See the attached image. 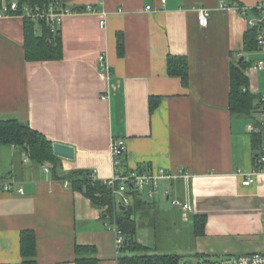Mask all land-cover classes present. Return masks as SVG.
Wrapping results in <instances>:
<instances>
[{
	"label": "crops",
	"instance_id": "crops-1",
	"mask_svg": "<svg viewBox=\"0 0 264 264\" xmlns=\"http://www.w3.org/2000/svg\"><path fill=\"white\" fill-rule=\"evenodd\" d=\"M262 2L62 0L68 10L59 26L63 56L40 61L24 57L23 18H0V118H18L52 142L72 145L74 158H60V174L89 169L95 179L108 177L110 144L119 138L125 142L123 171L187 169L192 177L177 181L175 190L188 197L193 211L169 207L191 221V230L193 216L206 218L190 253L210 264L212 256L226 262L264 251V172L242 184L255 166L251 128L257 117L236 115L228 104L230 66L246 55H254L245 68L254 103L264 91V71L254 66L261 54L244 51L243 42L252 8ZM199 7L208 9L206 26L198 24ZM118 33L123 55L117 52ZM169 53L187 57V85L168 74ZM101 54L108 71L98 63ZM152 97L159 102L151 111ZM20 156L17 146L0 145V175H12L23 188L0 190V264H75L76 245L92 246L86 255L97 258L96 264H117L101 210L49 166L28 168L25 157L26 167L16 171ZM157 202L135 215L137 228H158ZM23 229L36 237L33 263H21Z\"/></svg>",
	"mask_w": 264,
	"mask_h": 264
},
{
	"label": "trees",
	"instance_id": "trees-1",
	"mask_svg": "<svg viewBox=\"0 0 264 264\" xmlns=\"http://www.w3.org/2000/svg\"><path fill=\"white\" fill-rule=\"evenodd\" d=\"M20 3L45 6L56 0H18ZM59 2V1H58ZM1 4V0H0ZM57 7H63L57 3ZM255 12V10H252ZM257 25L249 26L244 32V51H252L257 47L256 35ZM24 31V57L28 61L60 59L63 56L62 38L60 28L52 32L47 23L43 20L23 17ZM117 52L124 54L123 36L117 34ZM188 61L183 55L167 56V71L169 75L178 76L184 85L188 84ZM250 62L238 60L230 66V111L236 115L251 116L256 111L257 102L255 94L248 89L249 79L245 68ZM159 97L150 98V110L158 106ZM252 143L255 150L254 160L261 151V140L257 134L252 135ZM53 142L46 138L41 132L30 127L26 122L15 117L0 118V145H14L23 150L28 158L37 164L47 163L50 170L57 178L66 179L71 187L88 198L93 207L102 212V219L115 221L124 234V242L121 247V254L118 257L120 264H179L180 256L176 253L150 251L151 246L144 245L137 238V222L135 215L140 209L147 207L150 201L144 200L138 194H132L133 203L124 209L115 208L110 189L100 179L93 177L89 169H72L60 174L58 161L60 158L53 154ZM206 218L203 215H195L192 218L193 235L204 234ZM20 254L21 263H33L36 254V237L31 229H23L20 232ZM92 250V246L76 245L74 259L75 264H96L97 258L86 255ZM202 264V263H198Z\"/></svg>",
	"mask_w": 264,
	"mask_h": 264
},
{
	"label": "built area",
	"instance_id": "built-area-1",
	"mask_svg": "<svg viewBox=\"0 0 264 264\" xmlns=\"http://www.w3.org/2000/svg\"><path fill=\"white\" fill-rule=\"evenodd\" d=\"M62 3V0H56L50 2L48 5H30L28 3H20L18 0H1L0 4V18L7 16H20L30 17L35 20H43L49 26V29L54 32L60 28L62 18L68 10L63 7H57V3ZM164 2L165 0H161ZM224 4L222 3V6ZM236 8L245 14L247 9L245 7ZM146 8H149L148 6ZM85 9L88 11H94V9L87 5ZM255 10V16L247 20L249 26H256V49L261 54V57L255 60L254 66L258 70L264 71V2L257 4L252 10ZM71 11V10H70ZM198 24L206 26L208 23V9L205 7H199L196 10ZM105 17L106 12H102ZM105 23V18L100 20L101 26ZM98 63L104 71H108V65L105 62L104 54L99 55ZM105 98L106 96H102ZM257 121L253 124L251 131L252 134H257L261 140V151L258 153L254 170L251 173L246 174L242 180V184L248 185L254 181V175L258 172H264V91L260 94L257 107L255 111ZM125 149V142L122 138L112 140L110 144V158L112 164V173L104 178L100 179L111 191L113 197L114 207L117 209L120 206H130L133 203L132 194H138L144 200H154L156 196L160 195L166 198L170 206L181 209L183 212H192L193 207L189 203L187 196H180L177 193L176 182L183 181L186 183L192 174L185 168H165L159 167H147L142 170L136 171H123L121 166V155ZM28 157V156H27ZM26 157V161L29 159ZM44 170L48 171L46 166ZM95 178V177H94ZM21 181L13 177L12 175H0V190L5 192H12L15 190L18 193H23ZM264 224V215L262 217ZM107 228L113 233V248L115 251V257L117 264H120L118 257L121 254V247L124 242V234L119 228L113 216L111 221H106ZM228 262L230 264H264V251H253L240 254L233 257ZM202 264H209L205 261Z\"/></svg>",
	"mask_w": 264,
	"mask_h": 264
},
{
	"label": "rangeland",
	"instance_id": "rangeland-1",
	"mask_svg": "<svg viewBox=\"0 0 264 264\" xmlns=\"http://www.w3.org/2000/svg\"><path fill=\"white\" fill-rule=\"evenodd\" d=\"M246 60H253L254 55H246ZM262 73L260 72V76ZM23 156L18 157L17 159V169L16 171H19L20 168L24 169L26 167V164H24V158L27 157L26 153L23 150H19V153ZM28 158V157H27ZM29 162L27 163L28 168L35 167L39 170H44V164H37L33 162L32 160L28 159ZM23 161V163H22ZM50 165L47 163V165ZM156 199L160 198V203L158 204L157 209L159 212H156L159 217H161V220L158 221V228H150L147 226H140L137 229L138 237L147 245L151 246L150 251H157V252H169V253H176L180 256L179 264H198L203 263L202 256L201 257H195L192 252L195 250L194 248V235L191 231V221H182L180 218V215H178V218L176 217V214L178 212V209H173L166 201L163 199L160 195L155 197ZM156 202V201H154ZM146 218V216L144 217ZM145 220V219H144ZM146 221V220H145ZM170 221H176L177 225L172 226ZM210 261V264H230V262H221L219 258H216L212 256L211 258H208Z\"/></svg>",
	"mask_w": 264,
	"mask_h": 264
},
{
	"label": "water",
	"instance_id": "water-1",
	"mask_svg": "<svg viewBox=\"0 0 264 264\" xmlns=\"http://www.w3.org/2000/svg\"><path fill=\"white\" fill-rule=\"evenodd\" d=\"M242 59V57H241ZM53 154L58 156L59 158L72 160L74 158V147L69 144L61 143V142H53L52 144ZM121 209H124V206H120Z\"/></svg>",
	"mask_w": 264,
	"mask_h": 264
}]
</instances>
